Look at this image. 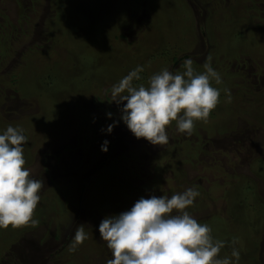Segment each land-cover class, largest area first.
Segmentation results:
<instances>
[{
    "label": "rangeland",
    "instance_id": "1",
    "mask_svg": "<svg viewBox=\"0 0 264 264\" xmlns=\"http://www.w3.org/2000/svg\"><path fill=\"white\" fill-rule=\"evenodd\" d=\"M187 58L222 79L207 121L190 136L170 123L166 144L135 138L112 85L141 65L133 83L147 86ZM9 124L44 186L36 224L0 229V264H105L104 217L193 186L186 210L226 242L219 256L235 247L238 264H264V0H0V132Z\"/></svg>",
    "mask_w": 264,
    "mask_h": 264
},
{
    "label": "clouds",
    "instance_id": "2",
    "mask_svg": "<svg viewBox=\"0 0 264 264\" xmlns=\"http://www.w3.org/2000/svg\"><path fill=\"white\" fill-rule=\"evenodd\" d=\"M203 69L197 72L187 58L182 71L163 68L149 76L145 86L133 83L141 80L144 70L137 65L110 89L120 121L135 138L152 145L168 143L166 127L172 122L178 132L190 136L197 121H207L220 96V89L213 86L222 83L220 74L208 62ZM224 93L230 102L229 89ZM115 125L114 120L103 132L110 134ZM26 141L23 129L11 124L0 132V229L38 222L32 215L44 181L25 167ZM107 150L104 140L100 151ZM199 195L193 186L170 197L142 196L128 210L104 217L97 231L111 251L105 264H238L239 250L232 247L230 257H220L226 242L214 238L210 226L186 210ZM86 239L84 223L78 224L68 251L76 252Z\"/></svg>",
    "mask_w": 264,
    "mask_h": 264
},
{
    "label": "trees",
    "instance_id": "3",
    "mask_svg": "<svg viewBox=\"0 0 264 264\" xmlns=\"http://www.w3.org/2000/svg\"><path fill=\"white\" fill-rule=\"evenodd\" d=\"M115 38H118V37H115Z\"/></svg>",
    "mask_w": 264,
    "mask_h": 264
}]
</instances>
